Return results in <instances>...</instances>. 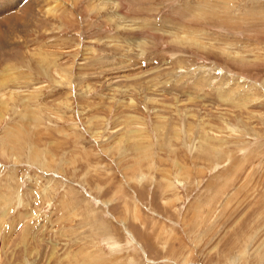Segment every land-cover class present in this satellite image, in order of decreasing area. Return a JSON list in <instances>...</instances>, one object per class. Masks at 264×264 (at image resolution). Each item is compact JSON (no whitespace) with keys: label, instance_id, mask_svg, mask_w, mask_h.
I'll list each match as a JSON object with an SVG mask.
<instances>
[{"label":"rangeland","instance_id":"374dc122","mask_svg":"<svg viewBox=\"0 0 264 264\" xmlns=\"http://www.w3.org/2000/svg\"><path fill=\"white\" fill-rule=\"evenodd\" d=\"M0 264H264V0H0Z\"/></svg>","mask_w":264,"mask_h":264}]
</instances>
